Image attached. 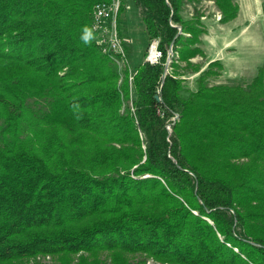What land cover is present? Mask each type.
Here are the masks:
<instances>
[{
    "label": "trees",
    "instance_id": "16d2710c",
    "mask_svg": "<svg viewBox=\"0 0 264 264\" xmlns=\"http://www.w3.org/2000/svg\"><path fill=\"white\" fill-rule=\"evenodd\" d=\"M95 1L0 0V264H264L260 70L243 85L203 68L184 85L177 61L202 55L200 14L118 0L119 35L132 6L161 51L149 63L144 48L128 81L81 40ZM213 2L219 21L235 15L234 0Z\"/></svg>",
    "mask_w": 264,
    "mask_h": 264
},
{
    "label": "rangeland",
    "instance_id": "374dc122",
    "mask_svg": "<svg viewBox=\"0 0 264 264\" xmlns=\"http://www.w3.org/2000/svg\"><path fill=\"white\" fill-rule=\"evenodd\" d=\"M109 1L110 0H106V2ZM234 1L237 3L235 15L222 22L219 21L220 14L213 0H184L181 4V16L183 18H188L196 16V13L200 14L198 19L201 21L204 28V32L199 34V47L202 50V55L195 54L188 59L189 62L193 63L194 68L197 66H199V68L197 70H193L194 68L191 69L190 65L185 64L183 61H177V69L179 76L182 78V84L193 87V79L203 68H209L210 71L213 70L215 72H219L207 77L208 83L227 81L237 82L244 85L252 76L256 74L258 70H260L259 72L264 83V0ZM115 12V23L118 33V0ZM122 16L123 19L121 18L122 21L121 24H119L122 35L120 36L118 33V36L124 51L123 57H119L115 54L110 55V52L107 51L102 52L107 53L114 60L116 69H121L123 64H126L127 67H129L127 80L130 81V68L137 61H139L140 58H142L141 52L144 48L146 49L150 39L148 40L146 38V34L143 31L142 24L135 8L127 6L126 12ZM152 38L157 39L158 47V38ZM168 45L166 47L165 57L168 54ZM212 50L215 54L212 53ZM172 54L173 52L170 55V59ZM210 56H213L211 60L218 59L221 64L225 62L222 65V68L208 66L207 63L211 61L209 58ZM159 57L153 62H149L144 59V57L143 59L149 63H155L159 60ZM167 69L168 64L165 72ZM173 118L174 115L172 116V119ZM166 125V129L170 130L169 123ZM127 257L133 260L140 259V264H167L166 262H160L159 260L144 253H135ZM52 261L53 259L49 254H36L23 258L22 262L15 264H50Z\"/></svg>",
    "mask_w": 264,
    "mask_h": 264
},
{
    "label": "built area",
    "instance_id": "2783aa9c",
    "mask_svg": "<svg viewBox=\"0 0 264 264\" xmlns=\"http://www.w3.org/2000/svg\"><path fill=\"white\" fill-rule=\"evenodd\" d=\"M116 7L117 0L94 2L91 9V14H94V22L90 24V27H94L95 39L101 51L123 57L124 51L120 44L115 23ZM160 55L161 51L157 47V39L150 38L144 59L153 62Z\"/></svg>",
    "mask_w": 264,
    "mask_h": 264
},
{
    "label": "clouds",
    "instance_id": "9594fccd",
    "mask_svg": "<svg viewBox=\"0 0 264 264\" xmlns=\"http://www.w3.org/2000/svg\"><path fill=\"white\" fill-rule=\"evenodd\" d=\"M94 27L84 26L82 30L81 40L85 44H89L92 42V40L95 38L94 36ZM79 118V116H77Z\"/></svg>",
    "mask_w": 264,
    "mask_h": 264
},
{
    "label": "water",
    "instance_id": "95a60500",
    "mask_svg": "<svg viewBox=\"0 0 264 264\" xmlns=\"http://www.w3.org/2000/svg\"><path fill=\"white\" fill-rule=\"evenodd\" d=\"M176 26V28H177V32L176 33H179L180 32V26L179 25H175ZM167 52H168V54H167V56L165 57V61H164V63H163V72H162V74H161V79H160V81L162 80V78H163V75H164V72H165V70H166V68H167V64H168V62H169V60H170V55H171V42L169 43V45H168V49H167ZM157 97V96H156ZM176 115H174V117H175ZM166 127H167V125H166ZM169 131V130H168Z\"/></svg>",
    "mask_w": 264,
    "mask_h": 264
},
{
    "label": "crops",
    "instance_id": "0c3cea01",
    "mask_svg": "<svg viewBox=\"0 0 264 264\" xmlns=\"http://www.w3.org/2000/svg\"><path fill=\"white\" fill-rule=\"evenodd\" d=\"M212 53H213V54H215V53L213 52V50H212ZM212 57H213V56H212ZM212 57H211V56L209 57V58H210V60L212 59ZM224 63H225V62H223V64H224ZM223 64H222V65H223Z\"/></svg>",
    "mask_w": 264,
    "mask_h": 264
},
{
    "label": "bare ground",
    "instance_id": "6f19581e",
    "mask_svg": "<svg viewBox=\"0 0 264 264\" xmlns=\"http://www.w3.org/2000/svg\"><path fill=\"white\" fill-rule=\"evenodd\" d=\"M94 22V14H93V18H92V23ZM172 53V52H171Z\"/></svg>",
    "mask_w": 264,
    "mask_h": 264
}]
</instances>
